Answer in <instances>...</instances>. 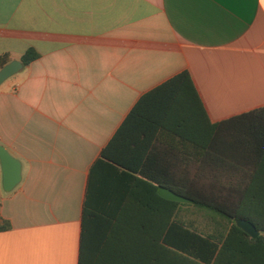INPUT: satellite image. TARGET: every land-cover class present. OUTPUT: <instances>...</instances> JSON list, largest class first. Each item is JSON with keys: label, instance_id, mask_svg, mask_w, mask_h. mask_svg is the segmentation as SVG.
<instances>
[{"label": "crops", "instance_id": "0c3cea01", "mask_svg": "<svg viewBox=\"0 0 264 264\" xmlns=\"http://www.w3.org/2000/svg\"><path fill=\"white\" fill-rule=\"evenodd\" d=\"M29 49L0 85V145L21 164L11 192L0 171V264H174L146 181L127 205L108 179L84 215L90 169L182 72L210 123L263 107L264 0H0V57Z\"/></svg>", "mask_w": 264, "mask_h": 264}, {"label": "trees", "instance_id": "16d2710c", "mask_svg": "<svg viewBox=\"0 0 264 264\" xmlns=\"http://www.w3.org/2000/svg\"><path fill=\"white\" fill-rule=\"evenodd\" d=\"M37 58L29 49L20 62ZM8 63L0 57V69ZM140 123L145 130L138 132ZM108 179L122 196L118 204L127 205L136 181L149 183L156 208L167 212L159 225L174 264H264V106L210 123L182 72L143 96L101 151L90 169L84 215L100 208ZM158 187L192 203L164 200ZM238 219L259 235L238 229ZM9 229L0 219V232Z\"/></svg>", "mask_w": 264, "mask_h": 264}, {"label": "water", "instance_id": "95a60500", "mask_svg": "<svg viewBox=\"0 0 264 264\" xmlns=\"http://www.w3.org/2000/svg\"><path fill=\"white\" fill-rule=\"evenodd\" d=\"M22 64L19 61H11L0 69V85L8 78L12 77L20 71ZM0 171H1V187L6 193L11 192L20 182L21 179V164L12 157L5 149L0 145ZM157 195L167 201L176 202L181 204H191L187 198L177 195L173 191L165 188L158 187ZM235 226L254 239L259 235L254 225L250 222L238 219L234 221Z\"/></svg>", "mask_w": 264, "mask_h": 264}]
</instances>
